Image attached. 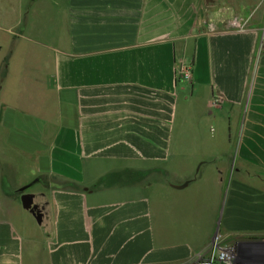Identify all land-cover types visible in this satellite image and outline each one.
Wrapping results in <instances>:
<instances>
[{"label": "crops", "instance_id": "0c3cea01", "mask_svg": "<svg viewBox=\"0 0 264 264\" xmlns=\"http://www.w3.org/2000/svg\"><path fill=\"white\" fill-rule=\"evenodd\" d=\"M218 235L264 245V0H0V264L193 263Z\"/></svg>", "mask_w": 264, "mask_h": 264}, {"label": "built area", "instance_id": "2783aa9c", "mask_svg": "<svg viewBox=\"0 0 264 264\" xmlns=\"http://www.w3.org/2000/svg\"><path fill=\"white\" fill-rule=\"evenodd\" d=\"M176 82L188 84L192 76L191 64L183 63L182 61L176 64L175 70ZM200 264H236L235 254L226 249H218L217 251L212 250L211 256L208 261Z\"/></svg>", "mask_w": 264, "mask_h": 264}, {"label": "rangeland", "instance_id": "374dc122", "mask_svg": "<svg viewBox=\"0 0 264 264\" xmlns=\"http://www.w3.org/2000/svg\"><path fill=\"white\" fill-rule=\"evenodd\" d=\"M250 240L252 239H250L249 237L248 238L247 237H229L226 239L218 235L214 239L212 250L217 251L220 248V249L229 250L233 253H236V252L238 253L240 251H255L258 249L264 250V245L261 244L259 246L257 243L249 242ZM206 261H208V258L200 259L193 263H184V264H200V263H205ZM240 264H243V263H240ZM244 264H247V262H244Z\"/></svg>", "mask_w": 264, "mask_h": 264}, {"label": "water", "instance_id": "95a60500", "mask_svg": "<svg viewBox=\"0 0 264 264\" xmlns=\"http://www.w3.org/2000/svg\"><path fill=\"white\" fill-rule=\"evenodd\" d=\"M32 204V195L30 194H24L21 197V205L24 209L29 210L31 208ZM36 221L39 223L40 222V214L38 213H33Z\"/></svg>", "mask_w": 264, "mask_h": 264}, {"label": "trees", "instance_id": "16d2710c", "mask_svg": "<svg viewBox=\"0 0 264 264\" xmlns=\"http://www.w3.org/2000/svg\"><path fill=\"white\" fill-rule=\"evenodd\" d=\"M177 83V82H176Z\"/></svg>", "mask_w": 264, "mask_h": 264}]
</instances>
